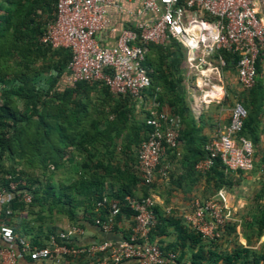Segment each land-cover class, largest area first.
<instances>
[{
	"label": "trees",
	"instance_id": "16d2710c",
	"mask_svg": "<svg viewBox=\"0 0 264 264\" xmlns=\"http://www.w3.org/2000/svg\"><path fill=\"white\" fill-rule=\"evenodd\" d=\"M179 3L184 5V0ZM55 4L56 0H0V188L7 189L0 204V223L10 225L18 237L35 247L47 246L61 221L84 227L97 218L106 219L108 205H96L103 196L118 201L120 211L112 230L126 237L135 212L124 196H149L157 180L166 178L161 159L152 182H145L140 174L138 148L152 130L147 118L163 113L165 107L181 118L176 146L167 147L163 154H176L178 141L187 135L182 127L187 119L183 96L171 78L162 46L138 41L147 51L143 63L150 84L137 96L115 95L102 81L71 82L67 69L70 49L41 40L46 25L55 19ZM154 52L159 54L158 60L150 57ZM214 52L223 58L225 68H233L238 76L239 55L227 49ZM262 57L255 62L254 84L236 99L247 110L239 133L244 137L248 133L256 137L258 117L264 111V85L259 75ZM139 97L153 98L156 112L146 111L139 118L135 111ZM195 154L196 158L184 165L185 170L195 172V162L207 151L198 147ZM250 171L260 179L253 196L248 242L264 233V149H254ZM230 172L216 157L203 174L210 191L201 201L220 188L232 191L238 183ZM236 173L241 177L244 171ZM11 183H15L14 189ZM153 211L157 223L148 234L150 242L168 234L166 222L170 220L177 234L171 247L164 250L159 246L164 253L170 249L175 254L173 247L190 241L191 264H264V244L259 249L238 245L223 251L218 247L219 241L234 235L232 220L219 238L210 240L191 229L182 217L168 219L156 204ZM127 222L130 225L125 227ZM86 257L85 253L66 255L64 264H83Z\"/></svg>",
	"mask_w": 264,
	"mask_h": 264
},
{
	"label": "built area",
	"instance_id": "2783aa9c",
	"mask_svg": "<svg viewBox=\"0 0 264 264\" xmlns=\"http://www.w3.org/2000/svg\"><path fill=\"white\" fill-rule=\"evenodd\" d=\"M111 1L56 0L55 19L46 25L41 40L54 47L70 49L71 58L67 64L69 81H102L115 95H139L149 86L150 77L143 63L145 52L138 41L163 43L167 37L176 36L184 37L191 47H196L197 39L186 35L189 26L184 24L183 16L187 8H198L218 21L217 32L205 45L204 52L211 54L218 49L236 52L239 55L237 71L241 86L249 88L254 84L256 59L264 55V21L257 16L252 0H184V5L179 0H144L137 14L153 16L139 20L135 29H122L114 45L105 47L99 45L96 34L105 25L106 9ZM201 24L202 30L210 34L207 23ZM246 116L245 107L239 102L234 103L228 125L219 135L218 145L216 142L205 145L207 155L197 168L208 170L216 157L220 158L227 171L246 172L253 168V143L239 134ZM168 120L165 113L146 120L152 130L138 148V166L147 183L152 182L154 169L165 149L176 146L178 129ZM161 172L165 175L166 170L163 168ZM10 188L14 189L15 183H11ZM6 193L7 189L0 188V204ZM24 199L28 201L29 196L24 194ZM124 201L135 212L128 235L117 241L91 243L85 248L73 241L75 236L84 233V228L79 225H68L50 235L47 246L35 247L26 238L18 237L10 225L1 223L0 240L4 245H0V264H15L22 253H27L32 260L51 258L58 264L66 255L81 253L89 256L87 264H171L175 254L164 253L159 245L148 240L149 232L157 223L153 197L137 198L127 194ZM96 205H108L106 219L97 218L95 224L104 231H110L114 217L120 211L118 201L103 196ZM183 219L206 239L219 238L225 224L233 219L225 190L220 188L203 201L194 199Z\"/></svg>",
	"mask_w": 264,
	"mask_h": 264
},
{
	"label": "crops",
	"instance_id": "0c3cea01",
	"mask_svg": "<svg viewBox=\"0 0 264 264\" xmlns=\"http://www.w3.org/2000/svg\"><path fill=\"white\" fill-rule=\"evenodd\" d=\"M144 0H112L106 9V22L104 27L96 34L99 45L110 47L114 45L120 31L124 28H136L139 20H148L153 15L149 13L137 14L142 7ZM257 16L264 21V0H252ZM195 14V18L192 16ZM156 16V15H154ZM183 22L189 26L186 35H193L197 39V46H190L184 37L169 36L163 43H156L163 47L164 54H167L166 64L169 65L171 78L177 83V90L183 96V103L186 108V122L182 127L187 135L181 138L177 144L176 154L166 153L160 157L161 164L166 170L164 177L157 180L154 191L151 192L154 204L158 205L168 219L182 217L190 210L194 199L209 196L210 184L206 182V171L197 168L201 158L194 164L195 172H192L184 165H187L196 158L194 151L198 147H204L210 142L218 145L219 135L224 131L229 122L231 107L236 103L239 94L244 88L233 68H225V61L215 52L206 54L205 45L214 37L218 29V21L202 9L185 10ZM201 22L207 23L210 34H207L201 27ZM147 54V51H144ZM152 60H158L159 54H150ZM260 71L264 85V57L260 59ZM157 104L153 98H138L135 105L136 114L139 118L144 116L146 111L156 112ZM169 121L178 125L181 118L178 114H172L168 108H163ZM179 127V125H178ZM177 127V129H178ZM256 137L251 133L247 137L254 149H264V111L258 117ZM196 153V152H195ZM206 157V156H205ZM204 157V158H205ZM248 172V171H246ZM244 172V173H246ZM232 177H239L236 172H230ZM157 177V175H156ZM171 177V178H170ZM235 181V180H234ZM225 190L227 204L233 212L232 221L234 226L233 236L223 238L219 241L218 247L223 251L231 250L238 245L251 249H259L264 244V233L255 239L252 237L248 242L247 235H251L250 221L254 212V204L251 206L245 201L244 196L239 192ZM215 194V193H214ZM213 196V195H212ZM5 195L3 196L4 199ZM2 199V200H3ZM248 204V205H247ZM249 220V223H248ZM171 221V220H170ZM166 222L168 234L156 236L154 243L164 247V250L177 241V234L174 225ZM1 224V223H0ZM61 228H66L65 221L58 223ZM127 225H130L128 222ZM66 226V227H65ZM84 233L74 237L76 245L85 248L91 243L103 240L117 241L123 237L122 232L104 231L97 224H85ZM0 245H4L0 240ZM17 248V247H16ZM175 248V260L171 264H191L192 245L190 241L181 242ZM172 252V250H168ZM86 254V253H85ZM180 254V257H179ZM83 264H87L89 256L86 254ZM87 261V262H86ZM85 262V263H84ZM65 263V256L59 264ZM15 264H58L51 258L32 260L27 253L19 254ZM125 264V263H122ZM224 264V262H219Z\"/></svg>",
	"mask_w": 264,
	"mask_h": 264
},
{
	"label": "rangeland",
	"instance_id": "374dc122",
	"mask_svg": "<svg viewBox=\"0 0 264 264\" xmlns=\"http://www.w3.org/2000/svg\"><path fill=\"white\" fill-rule=\"evenodd\" d=\"M233 178L238 184H235L232 191L239 192L244 196V200L252 206L254 204L253 196L255 195V192L259 187L258 180L260 179V177H258V174L254 172L252 173V171H248L246 173H242L241 177ZM262 202L264 203V200H262Z\"/></svg>",
	"mask_w": 264,
	"mask_h": 264
}]
</instances>
